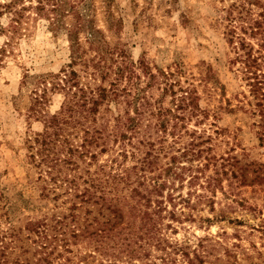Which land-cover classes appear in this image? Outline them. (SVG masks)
I'll list each match as a JSON object with an SVG mask.
<instances>
[{
  "label": "rangeland",
  "instance_id": "374dc122",
  "mask_svg": "<svg viewBox=\"0 0 264 264\" xmlns=\"http://www.w3.org/2000/svg\"><path fill=\"white\" fill-rule=\"evenodd\" d=\"M11 1L0 0V261L34 262L41 248L26 239L23 226L28 219L45 218L54 228L50 233L66 230L57 239L74 243L71 249L78 256L70 264H264V48L259 47V36H246L252 47L246 49L225 39L222 6L230 0H92L82 9L102 29L110 47L119 46L136 63L142 87L149 71L180 69L175 81L181 87L193 83L204 114L185 120L174 135L170 126L160 135L155 128L144 132L143 127L135 139L137 155L107 167L126 168L129 185L119 181L116 192L93 196L90 212L78 211V223L54 218L78 200L73 195L41 199L25 148V139L43 128L42 120L34 121L27 112L36 86L31 78L57 73L69 63L67 37L35 15L36 0L23 5ZM23 6L28 8L22 15ZM109 13L121 20L118 31L107 29L113 21ZM80 38L85 40L84 35ZM208 72L213 78L205 86L200 80ZM162 87L159 79L148 95L159 98ZM62 99V94L49 92L44 115L56 113ZM169 100L167 95L163 107H169ZM119 111L123 113L124 105ZM156 136L164 141L159 152ZM148 139L154 143L150 167L138 162ZM141 140L146 146L139 145ZM184 148L187 155L180 157ZM112 156L114 150L99 161ZM172 156L176 165L184 166L177 169L180 177L169 180L159 195H148L150 178ZM136 187L142 195H129ZM9 228L16 235L10 244L8 237L2 238ZM98 229L104 230V240L88 235ZM71 230L80 236L71 237ZM55 243L60 250L62 242Z\"/></svg>",
  "mask_w": 264,
  "mask_h": 264
},
{
  "label": "trees",
  "instance_id": "16d2710c",
  "mask_svg": "<svg viewBox=\"0 0 264 264\" xmlns=\"http://www.w3.org/2000/svg\"><path fill=\"white\" fill-rule=\"evenodd\" d=\"M21 1L23 5L25 0H12L11 4L16 5ZM91 1L36 0L33 7L36 16L43 17L56 31L65 32L69 50V63L62 66L57 73H46L31 78L36 86L30 92L31 102L27 107L29 117L34 121L43 122L40 132L25 139L28 165L37 173L41 199L57 200L59 195H73L72 199L78 200L72 201L65 210L59 212L60 216L54 215V218L60 220L58 223L66 219L78 223L81 218L78 211L85 210L84 214L90 212L89 199L95 195H106L117 187L119 181L129 182L130 175L126 168L112 171L113 165L108 170L107 167L109 163H117L119 159L123 163L137 155L139 148L135 139H138L143 127L144 132L155 128L156 133L160 135L165 134L170 126V134L174 135L173 131L183 127L185 120L204 114L193 83H189L191 87H181L179 82L175 81L174 78L180 69H159L156 73L149 71L147 81L142 87L140 77L134 72L136 63L128 60L126 53L119 49V46L110 47L102 29L94 24L93 17L87 14V10H82L88 7ZM111 1L108 0V3ZM27 8L22 7V15ZM222 10L223 35L230 44L236 41L240 49H246L251 47L246 36H259V47L264 48V0H230L222 6ZM108 18L113 21H110L107 29L118 31L121 20L113 19L111 13ZM81 35H84V41L81 40ZM234 49L237 50V47ZM2 53L3 49L0 51V54ZM206 77L200 80L205 86L213 78L210 72ZM159 79L163 84L161 95L152 99L147 90ZM123 81L125 84L122 85ZM176 86H179L177 90L174 89ZM49 92L60 93L63 99L56 113L45 116L43 107L48 102ZM167 95L170 98L169 107L165 108L162 102ZM120 105H124L123 113L119 111ZM156 137L159 148L155 151L159 152L164 149V141L162 136ZM149 139L146 143L148 148L138 161L140 165L148 167L153 162L154 148V143ZM144 142L141 140L138 143L146 146ZM116 144L120 147L119 151L111 149V146ZM127 146L132 148L131 151L127 150ZM111 150H114L115 156L104 163L100 162L99 157ZM186 151L188 150L184 148L180 157L187 155ZM176 163V156L170 157L159 173L150 178L151 190L148 195H159L169 180L180 177L177 169H184V166ZM129 195L142 193L136 187L130 189ZM3 199L0 193V209L4 208L1 207ZM66 211L67 213H64ZM80 228L83 230L86 226ZM23 229L26 231V239H33L32 243H37L41 249L34 262L22 258V263L16 260L15 264H70L78 256L71 249L74 243H69L65 237L57 239V236L66 234V230L59 235L50 233L54 228L51 229L45 218L28 219ZM7 230L2 238L8 237L10 244L14 242L16 235L13 228ZM78 235L76 230H71V237L78 238ZM88 235L102 240L106 236L104 230L100 229ZM59 240L62 242L59 245L60 250L55 243ZM53 243V247H50ZM48 248H51L49 252ZM23 254L25 251H22ZM67 254L71 256L68 257ZM0 264L5 263L0 261Z\"/></svg>",
  "mask_w": 264,
  "mask_h": 264
}]
</instances>
